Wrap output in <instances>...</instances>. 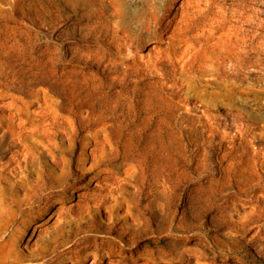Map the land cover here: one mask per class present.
I'll list each match as a JSON object with an SVG mask.
<instances>
[{"label":"rangeland","instance_id":"rangeland-1","mask_svg":"<svg viewBox=\"0 0 264 264\" xmlns=\"http://www.w3.org/2000/svg\"><path fill=\"white\" fill-rule=\"evenodd\" d=\"M21 210L0 264H264V0H0Z\"/></svg>","mask_w":264,"mask_h":264},{"label":"bare ground","instance_id":"bare-ground-1","mask_svg":"<svg viewBox=\"0 0 264 264\" xmlns=\"http://www.w3.org/2000/svg\"><path fill=\"white\" fill-rule=\"evenodd\" d=\"M40 198V197H39ZM36 201V200H35ZM70 209H68V211H69ZM23 216V210H21L20 211V216H19V218L18 219H16L15 220V223L13 224V227L11 228V230L8 232V233H6L5 235H3L2 237H0V242H5V245H6V242L7 241H10L11 243H14V242H16L17 240H18V238L17 237H15V235H14V232L16 231V226L21 222V217ZM19 235H20V233H19ZM7 237H10L9 239H7ZM76 243H77V241H76ZM2 244V243H1ZM55 248H57V246L55 245L54 246V249L53 250H55ZM70 248V247H69ZM3 249V248H2ZM46 250H47V248H46ZM4 251V250H3ZM49 251V250H48ZM1 252V251H0ZM4 253V252H3ZM55 254V253H54ZM2 255V254H1ZM56 255H58V253L57 254H55V256L54 257H56ZM4 256V255H3ZM5 257V258H4ZM3 258L1 257V259H0V262L2 263V262H9V261H11L10 260V257H9V255L7 254H5V256H4ZM55 259V258H54ZM46 262V261H45Z\"/></svg>","mask_w":264,"mask_h":264}]
</instances>
